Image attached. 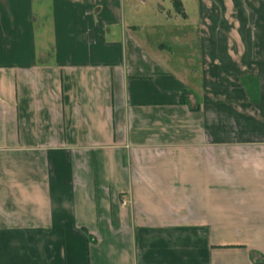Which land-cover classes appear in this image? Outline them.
Here are the masks:
<instances>
[{"label": "crops", "instance_id": "0c3cea01", "mask_svg": "<svg viewBox=\"0 0 264 264\" xmlns=\"http://www.w3.org/2000/svg\"><path fill=\"white\" fill-rule=\"evenodd\" d=\"M179 1L0 0V264H264V0Z\"/></svg>", "mask_w": 264, "mask_h": 264}, {"label": "rangeland", "instance_id": "374dc122", "mask_svg": "<svg viewBox=\"0 0 264 264\" xmlns=\"http://www.w3.org/2000/svg\"><path fill=\"white\" fill-rule=\"evenodd\" d=\"M136 4L138 6H140L141 8H143V10H144L145 8H147L149 6V4H152V5L156 6V0H147L146 5H143V6L140 3H138V2H136Z\"/></svg>", "mask_w": 264, "mask_h": 264}, {"label": "trees", "instance_id": "16d2710c", "mask_svg": "<svg viewBox=\"0 0 264 264\" xmlns=\"http://www.w3.org/2000/svg\"><path fill=\"white\" fill-rule=\"evenodd\" d=\"M173 7L176 11H180L181 3L179 0H172Z\"/></svg>", "mask_w": 264, "mask_h": 264}, {"label": "built area", "instance_id": "2783aa9c", "mask_svg": "<svg viewBox=\"0 0 264 264\" xmlns=\"http://www.w3.org/2000/svg\"><path fill=\"white\" fill-rule=\"evenodd\" d=\"M126 203H128V200L123 199V200H122V204L125 205Z\"/></svg>", "mask_w": 264, "mask_h": 264}]
</instances>
